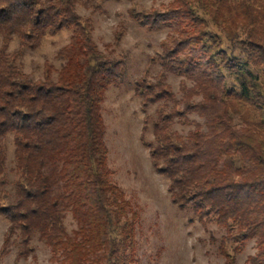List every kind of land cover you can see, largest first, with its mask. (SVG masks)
<instances>
[{
    "label": "trees",
    "instance_id": "trees-1",
    "mask_svg": "<svg viewBox=\"0 0 264 264\" xmlns=\"http://www.w3.org/2000/svg\"><path fill=\"white\" fill-rule=\"evenodd\" d=\"M84 2L0 0V216L8 223L0 260L13 248L27 259L37 240L57 264L136 263L139 215L111 180L101 115L126 62L98 50L90 20L77 11ZM128 14L147 30L172 26L150 58L160 67L154 80L133 82L143 129L149 122L153 129L144 145L170 202L224 231L225 264H235L247 241L257 249L248 264H264V0H173ZM64 29L70 37L57 53L59 69L45 65L35 80L24 73L23 49ZM13 37L19 49L9 52ZM167 73L184 79L180 99ZM175 119L194 130L173 131Z\"/></svg>",
    "mask_w": 264,
    "mask_h": 264
},
{
    "label": "rangeland",
    "instance_id": "rangeland-1",
    "mask_svg": "<svg viewBox=\"0 0 264 264\" xmlns=\"http://www.w3.org/2000/svg\"><path fill=\"white\" fill-rule=\"evenodd\" d=\"M173 0H85L77 7L79 15L91 22L93 41L103 55L126 62L125 78L111 85L105 93L101 115L105 124L104 141L108 150V168L111 180L124 192L139 215L136 229L135 264H225L220 250L224 231L214 224L203 225L191 209L181 210L170 202L167 179L158 174L149 158L144 143L153 141L151 122L143 129L144 113L141 97L135 93L133 82L146 75L152 82L160 71L152 61L160 52V43L172 33V26L147 30L137 25L128 14L161 10ZM70 31L61 30L46 34L36 49H23L19 59L24 73L32 79L40 78L45 65L59 69L58 51L67 45ZM19 49V41L13 37L8 51ZM182 77L166 74L165 82L177 99L182 96ZM187 87L190 81L185 80ZM194 97V100H198ZM155 105L146 113L155 117ZM190 120H201L189 115ZM172 130L185 135L194 130L195 124H180L176 119ZM7 167H12L13 145L11 136L5 140ZM13 175L10 174V178ZM65 229L71 233L75 223L68 214ZM8 223L0 216V247ZM34 252L27 259H17L16 248L0 260V264H57L51 261L49 249L37 240ZM257 253L254 241H247L235 256V264H248V257Z\"/></svg>",
    "mask_w": 264,
    "mask_h": 264
}]
</instances>
